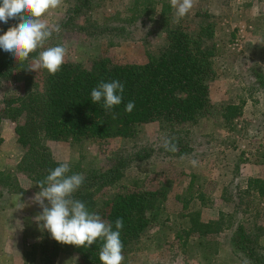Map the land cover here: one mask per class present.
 Returning a JSON list of instances; mask_svg holds the SVG:
<instances>
[{"label":"rangeland","instance_id":"obj_1","mask_svg":"<svg viewBox=\"0 0 264 264\" xmlns=\"http://www.w3.org/2000/svg\"><path fill=\"white\" fill-rule=\"evenodd\" d=\"M77 1L62 0L58 8L42 16L50 27L59 25L60 31L53 32L44 48L37 50L30 65L40 51L56 45L65 47V61L87 67L105 57L118 64H143L166 48L168 28H183L193 35L209 23L214 28V35L205 42L215 49L210 82L215 111L173 131L190 142L193 151L189 156L166 153L164 145L172 132L159 122L142 124L130 138L43 141L54 160L68 162L70 170L80 174L106 167L114 152L156 148L148 161L133 162L120 181L96 194V199H103L136 182L146 189L166 191V198L149 212L150 226L124 254L122 264H250L233 250L230 239L238 224H243L258 234L264 253V197L248 189L250 179L264 178V0H195L179 23L170 0H152L145 7L149 11L135 20V0H91L90 6L85 5L70 19V9ZM101 26H124L125 31L101 33ZM3 33L0 28V35ZM45 76L46 69L32 71L33 89H43ZM24 91L21 74L3 79L0 114L6 100ZM229 103L242 110L232 122L224 121L221 107ZM24 118H4L0 126L4 138L0 151V264H41L47 242V230H41L35 219L42 212L35 201L41 189L18 169L25 148L17 141L15 127ZM193 159L198 161L196 167L191 164ZM202 222H211L206 233L197 228ZM53 264L83 263L77 252L63 247Z\"/></svg>","mask_w":264,"mask_h":264},{"label":"trees","instance_id":"obj_2","mask_svg":"<svg viewBox=\"0 0 264 264\" xmlns=\"http://www.w3.org/2000/svg\"><path fill=\"white\" fill-rule=\"evenodd\" d=\"M140 1L134 2L136 14L132 20L149 11L145 7L152 0ZM90 4L91 0H78L70 9V19L81 13L85 5ZM164 13L165 6L162 15ZM17 23L15 20H9L7 24L0 22V28L6 32ZM66 24L69 23L66 21ZM100 29L101 33L116 30V35L125 31L124 26H101ZM166 31V48L146 63L118 64L105 57L87 67L65 61L55 75L46 70L42 90L33 89L32 70L27 69L30 58L37 51L21 63L16 62L10 53L0 49V82L15 73L21 74L25 80V91L5 101V108L0 114V126L4 118L15 121L25 115L24 120L15 127L17 141L25 148L18 169L25 172L38 188L37 183L45 180L50 170L61 163L54 160L49 147L43 143L48 139L84 142L104 141L115 137L130 138L138 133L142 124L159 122L172 132L167 140L168 148H164L166 153L177 157L191 154L193 148L190 142L178 137L176 132L174 135L173 131L177 126L194 124L215 111L210 91L215 49L205 42V39L214 35V28L211 23L201 26L197 35L179 27H170ZM112 80H118L124 85L123 98L119 106L106 111L103 100L92 102L91 90L100 82ZM129 101H133L135 105L131 112L125 111ZM221 107L224 109L226 122H232L242 112L238 104L229 103ZM3 141L0 129V151ZM155 149L143 147L130 154L114 152L106 167H94L82 174L84 183L73 194V198L85 203L90 212L99 214L103 221L112 224L113 230L115 221L123 219V228L120 230L123 255L148 229L151 223L149 212L166 198V191L146 189L136 182L137 185H123L120 191L103 199H96V194L120 181L133 162L148 161ZM71 174L74 172L70 170L68 175ZM248 189L264 197V178L250 179ZM2 195L0 190V197ZM192 221L195 223L197 219L192 218ZM210 223H197L200 226L197 228H202L201 232L206 233ZM46 238L41 264H53L58 251L63 247L77 252L83 264H101L99 252L103 241L99 239L84 248L57 242L49 232H46ZM258 239L257 233L238 224L230 242L233 250L250 264H264V253Z\"/></svg>","mask_w":264,"mask_h":264},{"label":"clouds","instance_id":"obj_3","mask_svg":"<svg viewBox=\"0 0 264 264\" xmlns=\"http://www.w3.org/2000/svg\"><path fill=\"white\" fill-rule=\"evenodd\" d=\"M61 4L62 0H0V22L7 24L9 20L18 21L0 35V49L21 63L28 60L31 53L43 49L53 32L59 33L60 27H50L42 16ZM170 4L179 23L193 9L195 0H170ZM65 56L66 49L62 45L48 47L39 52L38 59L27 69L38 72L43 68L55 75L61 70ZM123 92L124 85L118 80L100 82L91 90V100L93 103L103 100L104 109L111 111L122 103ZM134 106V102L129 101L125 111L131 112ZM164 147L168 148L167 142ZM191 164L196 167L198 161L193 159ZM69 172V163L62 162L50 170L45 180L37 183L41 191L35 196V201L42 208V212L35 217L39 227L62 244L85 248L99 239L103 241L99 252L101 264H122L125 260L120 238L123 219L115 221L113 230L112 224L103 221L99 214L90 212L85 203L74 199L73 194L82 186L85 178L79 173L68 175Z\"/></svg>","mask_w":264,"mask_h":264}]
</instances>
